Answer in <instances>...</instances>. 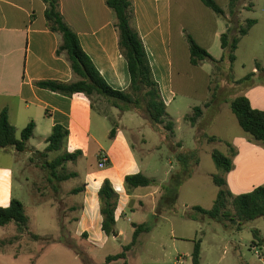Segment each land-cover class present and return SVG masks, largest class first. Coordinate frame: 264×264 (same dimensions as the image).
<instances>
[{"label":"crops","instance_id":"obj_1","mask_svg":"<svg viewBox=\"0 0 264 264\" xmlns=\"http://www.w3.org/2000/svg\"><path fill=\"white\" fill-rule=\"evenodd\" d=\"M131 2L133 7L131 25L143 43L153 78L166 109L176 99L175 82L181 84L183 79L187 80L188 73L183 70V66L186 68L187 64H190L185 40L188 28L195 30L194 34L188 35L215 60L222 56L220 36L227 27L235 28L247 19L255 20V25L242 39L256 30L264 29V0H241L234 18H230L229 0H225L223 17L214 14L200 0H131ZM59 4L64 22L77 35L82 50L106 84L113 90L126 91L130 82L127 64L118 48L114 14L106 6L105 0H59ZM44 10L45 5L41 0H0V112L3 109L7 111L8 121L16 131L33 122L35 125L33 135L38 133L44 142L54 126H61L68 131L65 141L80 142L79 145L69 147L68 152L80 151L84 165L78 169L77 164L76 169L71 171L77 175L75 178L80 180L81 186H84V191L78 194L80 197L78 227L80 229L83 226L85 231L95 222L98 232H101L97 192L102 182L108 180L119 197L115 210V229L118 237L121 231L117 229V222L125 217L130 204L135 202L137 206H141L143 200L147 198L154 204L157 189L162 184L137 188L129 195L124 190L125 176L143 174L132 143L123 130L126 128L137 132L138 128L122 126L126 113L129 115L137 113L124 112L116 120L111 121L110 117L101 114L94 106L92 108L91 100L85 98L83 94L68 97L34 85L35 82L46 80L63 83L77 80L66 56L56 55L61 38L48 30ZM227 20L230 21L229 25H226ZM215 42H219L218 55L212 52ZM260 44L264 43L261 41ZM238 48L239 45L235 52L236 60ZM252 72L255 73L254 70ZM208 86L209 84L207 93ZM222 89L218 86V90L223 91ZM260 91L261 94L264 93L263 89ZM218 95L219 91L214 104L218 106L215 109L228 107V98H218ZM250 104L253 108L264 111V104L261 107H255L251 101ZM256 106H259L258 103ZM211 109L213 106L207 109L210 116L208 127L214 119ZM110 124L116 125V134L111 140L108 139ZM214 137L217 138L216 142L230 144L225 137ZM202 138L204 137L199 133L195 134L193 149L199 150L198 142ZM202 140L206 141L205 138ZM174 141L181 144L182 151H189L184 147L182 140L174 138ZM232 142L230 145L235 149L233 168L225 181L228 188L233 189L235 195H239L264 184V147L243 136L233 139ZM99 155L110 162L109 167L103 169L98 167ZM76 162L80 163L78 159ZM246 166H249L248 169ZM13 182L12 167L0 165L2 208L8 207L14 198ZM72 208L74 206L70 210H74ZM130 210L134 212L135 209ZM9 231L14 233L11 236L13 237L15 229L12 225L0 228V236ZM102 236L105 237L103 233Z\"/></svg>","mask_w":264,"mask_h":264},{"label":"rangeland","instance_id":"obj_2","mask_svg":"<svg viewBox=\"0 0 264 264\" xmlns=\"http://www.w3.org/2000/svg\"><path fill=\"white\" fill-rule=\"evenodd\" d=\"M217 1L222 9L226 8L225 0ZM190 33L194 34L195 30L188 28L185 34ZM240 41L237 60L232 65L227 59L220 70L211 68L209 63L200 66L187 64L186 68L183 66V70L188 73L187 80L183 79L181 84L175 82L176 99L166 112L175 123L174 138L182 140L187 150L194 148V137L197 133L201 137L204 134L222 136L230 144L238 137L249 138L238 126L229 106L215 109L218 105H213L211 110L214 119L209 127V112L204 109L205 101L210 99L209 87L214 89L216 85L223 88L220 91L217 87L218 98L227 97L230 100L236 96H245L255 107L263 106L264 93L261 94L260 90H264V44L261 45L260 42L264 43V29L256 30ZM219 49V42H215L212 46L213 54L218 55ZM255 63L259 65L257 70ZM248 75L251 76L243 83H235ZM90 100L94 108L110 117L111 121L123 113L115 110L109 100L100 96H92ZM257 103L259 106H256ZM196 106L203 107L204 110L203 119L198 123L197 129L192 128L184 119L186 115H193L192 109ZM133 112H137L138 116L126 113L122 126L138 128L137 132L123 128L132 143L136 160L143 174L156 181L155 186L160 183L167 185L179 172L180 166L175 159L177 153L185 151L181 150V144L174 141V138L167 140L166 144L163 143L162 137L152 129L145 114L141 110ZM21 130L19 128L16 131V138H19ZM202 139L198 142L199 164L187 169L192 171V177L180 185L177 199L171 203L162 200L160 185L154 204L149 198L144 199L141 206L132 202L125 217L117 222L120 235L113 238L103 237L95 222L86 229L88 231H83V226L79 229L80 197L71 195L70 191L81 186L80 180L73 178L61 183L59 193L54 194L46 180V172L40 166V160L30 153L35 152V149L43 151L46 147L38 133L28 141L26 152L17 153L13 148H6L10 153L0 151V165L12 167L13 196L24 205L25 214L29 218L30 234L42 238L34 241L25 234L12 245H2L1 242L11 238L14 233L9 231L2 234L0 264H84L76 253L83 255L88 264H102L107 256L120 253L122 247L131 242L132 224L140 223L147 224L150 231L140 234L136 245L127 252V264H192L194 242L199 239L200 264H264L263 218L239 226L228 219L225 223H218L205 217L200 221L186 217L193 213L192 207L210 209L219 191L213 183V177H223L226 180L227 176L216 169L211 158L212 150L228 155L226 143H209ZM79 144L80 142L65 141L61 151L49 154L48 159L53 160L56 156L70 152L69 147ZM32 156L33 160L30 161ZM78 162L80 163L69 162L67 169L74 171L77 164L78 169H81L84 166L81 157ZM246 167L248 169L249 166ZM227 189L234 196L237 195L232 188L230 190L227 186ZM73 206L76 209L70 210ZM130 209L135 210L132 212ZM228 209L232 210L230 206ZM253 231L258 232L257 238L253 236ZM61 240L71 244L74 250L66 247ZM109 264H123V260Z\"/></svg>","mask_w":264,"mask_h":264},{"label":"trees","instance_id":"obj_3","mask_svg":"<svg viewBox=\"0 0 264 264\" xmlns=\"http://www.w3.org/2000/svg\"><path fill=\"white\" fill-rule=\"evenodd\" d=\"M45 5L44 18L49 31L60 36L61 41L56 49V55L64 54L69 62L70 69L77 78L74 82L63 83L58 81H38L34 85L40 89L48 90L63 96H72L74 94H83L89 100L92 96H100L111 102L113 108L120 112H133L141 110L153 130L162 137L163 143L175 137V123L166 112V106L162 100L158 85L155 82L152 71L147 59L143 43L132 27L133 7L131 0H105L106 6L113 12L115 18V28L118 34V48L126 61L127 70L130 78L129 86L126 91H117L110 88L99 72L94 67L90 58L82 50L80 42L74 31L64 22L60 12L59 0H41ZM241 0H229L228 9L230 18H234L238 13V6ZM200 2L217 16L223 17L224 10L217 5L214 0H200ZM256 21L252 19L245 20L237 27H227L226 31L220 36V47L222 56L215 60L205 49L200 47L190 35L185 34V40L189 50V62L192 66H200L209 63L212 67L220 70L222 63L227 59L232 65L235 60V52L242 37L246 36L249 30L255 25ZM230 21H226L229 25ZM255 69L259 65L255 63ZM264 70V69H263ZM253 75V73L251 74ZM251 75H248L235 83H243ZM217 87H209L210 99L204 104V109H209L217 101ZM230 111L234 115L241 130L249 135V139L264 147V111L255 109L245 96H236L228 102ZM93 108V104H90ZM193 115H186L184 119L193 127L203 119V107H194ZM137 113V112H135ZM34 123H28L16 138V129L8 121L7 111L3 109L0 112V149L13 148L17 153H23L27 150V143L33 136ZM116 125H111L108 139L115 137ZM68 136V131L61 126H54L45 143L43 151L35 150L30 152L36 155L40 160V166L46 172V180L51 185L54 194L60 191V184L75 178L77 175L67 169V163L75 162L82 153L65 152L56 156L53 160L48 159V155L61 151L64 142ZM207 142L217 141L214 136L204 134ZM229 154L224 155L216 150L211 151V158L218 171L222 174H228L232 168V159L235 156V149L228 143ZM179 147V146H178ZM198 149L177 153L175 159L180 166L179 172L171 178L170 183L160 187L162 191V200L174 202L178 196V189L186 180L192 177V171L189 167H197L199 164ZM99 155V158H102ZM33 160V156L29 158ZM100 161V159H98ZM110 166L107 160L106 167ZM213 183L219 188L217 197L208 210L199 206L192 207V214H187L188 219L200 221L202 218H208L218 223H225L226 219L230 222H236L239 226L251 222L258 218L264 219V184L254 188L248 193L234 196L228 189L223 177H213ZM124 190L130 194L134 189L145 188L156 185L154 179H150L142 173L127 175L124 177ZM84 191V186L74 188L70 191L71 195H78ZM99 212L101 216L100 230L106 238L117 236L115 229V210L118 202V194L113 189L108 180L102 182L97 192ZM160 199V200H161ZM228 206L232 210L228 209ZM76 209V208H72ZM29 219L24 211L23 204L15 198H12L6 208L0 207V228L14 226L15 235L8 240L1 242L2 245H12L21 236L27 234L34 241L42 238L36 234H30L28 231ZM133 234L129 244L122 247V251L115 255H109L102 264H109L113 261L123 260L126 263V254L137 243L138 237L142 233H148L150 228L147 224H132ZM257 231H253V236L257 238ZM66 247L73 249V246L61 240ZM201 240L194 242L191 254V263L200 264ZM82 263L88 264L83 255L76 253Z\"/></svg>","mask_w":264,"mask_h":264},{"label":"built area","instance_id":"obj_4","mask_svg":"<svg viewBox=\"0 0 264 264\" xmlns=\"http://www.w3.org/2000/svg\"><path fill=\"white\" fill-rule=\"evenodd\" d=\"M106 162H107V159L105 157H102L98 163V167L100 169H103L106 167ZM177 261H179V259H177Z\"/></svg>","mask_w":264,"mask_h":264}]
</instances>
